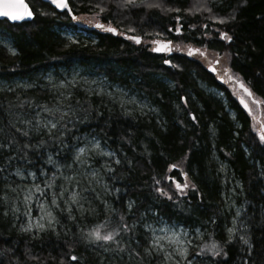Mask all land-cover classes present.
<instances>
[{
  "label": "trees",
  "instance_id": "trees-1",
  "mask_svg": "<svg viewBox=\"0 0 264 264\" xmlns=\"http://www.w3.org/2000/svg\"><path fill=\"white\" fill-rule=\"evenodd\" d=\"M28 2L32 22L0 21V40L13 48L0 44V83L31 85L0 90V264H161L141 246L154 218L202 231L206 249L216 245L219 255L205 251L196 264H264V142L226 85L186 52L227 55L232 72L264 101V0H68L71 14ZM93 15L103 27L81 22ZM165 45L170 52H154ZM74 70L136 95L153 113L74 90L62 126L35 133L33 114L56 102L52 91L39 92V79ZM85 137L115 158L108 209L95 203L93 214L74 218L57 212L55 230L23 231L11 211L16 174L52 169L50 159L68 165ZM230 188L248 244L229 240ZM97 228L116 238L92 242L88 233Z\"/></svg>",
  "mask_w": 264,
  "mask_h": 264
},
{
  "label": "rangeland",
  "instance_id": "rangeland-1",
  "mask_svg": "<svg viewBox=\"0 0 264 264\" xmlns=\"http://www.w3.org/2000/svg\"><path fill=\"white\" fill-rule=\"evenodd\" d=\"M81 22L88 27L101 23L98 15L83 17ZM64 36L71 42L75 40L69 32ZM0 44L13 52L8 41L0 40ZM158 48L159 46L155 47V49ZM159 49L162 50L160 54L167 53V48ZM186 52L190 53V57L200 61L205 68L211 70L218 79H222L236 100L246 101L252 119V130L259 137L264 135V101L256 95L251 97L244 91V88H247L246 84L230 69L228 56L193 48H186ZM39 80H42L38 83L39 92L52 91L56 96V102L33 114V119L31 123L28 122V127L30 126V129L35 133L51 134L58 126H62L60 118L67 115L66 102L77 93H73L74 90L80 93H89V95H106L111 99L118 98L120 104L135 106L145 113L154 111L139 100L136 95L110 85L103 78L90 77L83 71H61L58 74L52 73L41 77ZM241 85L244 87L242 88ZM30 86L21 81L2 82L0 90L12 92L17 88L28 89ZM209 92L217 97L223 96L222 93L215 90H209ZM96 144L99 147H94ZM80 148H83L84 152L80 153ZM77 155L79 159H75ZM113 160H115L114 155L97 140L85 137L84 144L76 149L72 162L68 165H64L60 161L51 163L50 159L52 169L41 168L40 171L28 169L27 172H18L16 176L20 181L17 182V188L20 191L13 198L15 201L11 202V211L15 222L21 226L23 231L38 235L44 231L56 229L57 212H62L70 218L84 215L86 212L93 214L95 203L103 205L107 210L108 204L105 197L111 195L107 178L112 175V169L108 167V164ZM37 186H39V190H37ZM13 191H17V189ZM234 193L236 194L235 189L230 188L229 196H226V202L235 213L230 228L232 232L230 234L228 230V234L232 238L238 237L243 242L241 237H246L245 224L242 221L243 207L236 204L235 198H233ZM73 198H75V202ZM144 231L149 237V240L145 241L144 239L141 243L144 254L161 260V264H196L198 263L197 255L202 256L205 251L212 252L205 248L206 237L204 238L202 231L197 229L154 218L152 222H148L144 226ZM95 247L104 249L105 243H96ZM181 250H184L183 256ZM107 251L108 249H105V252ZM116 253L125 259L124 252Z\"/></svg>",
  "mask_w": 264,
  "mask_h": 264
},
{
  "label": "snow or ice",
  "instance_id": "snow-or-ice-1",
  "mask_svg": "<svg viewBox=\"0 0 264 264\" xmlns=\"http://www.w3.org/2000/svg\"><path fill=\"white\" fill-rule=\"evenodd\" d=\"M52 2L56 5L57 8H67L68 5L65 2V0H52ZM125 3H135V0H125ZM0 16H5L8 17L9 19L16 21V20H21L23 18H25V16L27 17H31L32 16V12L28 9V5L23 3V0H17V2H10V0H5V2L3 4H0ZM97 27H103V25H97ZM107 31L109 32H116V29L109 27L107 29ZM130 39L135 40L137 43H139V37H130ZM230 39V38H229ZM157 51H160L161 49H156ZM167 63V61H166ZM241 87L243 88L244 86L241 85ZM244 91L246 93H248V95H252L249 90L247 88H244ZM247 107V106H246ZM53 127H55V125H53ZM24 135H27V133H24ZM260 139L262 141H264V135H261ZM94 147H99L98 144L94 145ZM79 152L82 153L84 152L83 148L79 149ZM75 159H79V156L77 155V157H75ZM188 185H183V187H187ZM178 190H182L181 189V185L177 184L176 185ZM194 187V186H193ZM37 190H39V186H37ZM74 202H75V198ZM53 203H55V201H53ZM237 215H239V213H237ZM51 223V221H50ZM41 227H43L41 225ZM232 229H229V233L231 234ZM88 237L92 242H96V241H104V242H111L113 241L114 238V233H107V234H101L99 228L93 230L92 232L88 233ZM229 240H231V235H229ZM241 240L243 241V243L248 244V240L245 239L244 237H241ZM216 249V245L213 244L211 249H209L210 251H212L213 255H219V252L215 250ZM181 255H184V250H181ZM73 260L77 259L75 256L72 257Z\"/></svg>",
  "mask_w": 264,
  "mask_h": 264
},
{
  "label": "water",
  "instance_id": "water-1",
  "mask_svg": "<svg viewBox=\"0 0 264 264\" xmlns=\"http://www.w3.org/2000/svg\"><path fill=\"white\" fill-rule=\"evenodd\" d=\"M39 1H41V2H43L45 4L50 5L51 7H53L54 9H56L57 12H59V13H65V12L66 13H69V14L72 13L68 0H65V2L67 3L68 7L67 8H64V9L57 8L56 5L52 2V0H39ZM4 2H5V0H0V4H3ZM10 2H17V0H10ZM23 3H25V4L28 5V9L32 12V16L31 17L25 16V18H23L21 20L13 21V20L9 19L8 17L0 16V21H8L10 24H23V23H30V22H32L34 20V13L32 11V8L30 7V4L28 3V0H23ZM115 34H117V32H115ZM167 46H169V45H165L163 48H166ZM160 51H162V50H160ZM160 51L155 50L156 53H160ZM169 51H170V48H169ZM239 102L241 103L242 107L246 111H248V112L250 111L247 103L244 100L241 99Z\"/></svg>",
  "mask_w": 264,
  "mask_h": 264
},
{
  "label": "bare ground",
  "instance_id": "bare-ground-1",
  "mask_svg": "<svg viewBox=\"0 0 264 264\" xmlns=\"http://www.w3.org/2000/svg\"><path fill=\"white\" fill-rule=\"evenodd\" d=\"M33 11V10H32ZM34 13V12H33ZM220 83L224 84L223 81H220ZM225 85V84H224Z\"/></svg>",
  "mask_w": 264,
  "mask_h": 264
}]
</instances>
